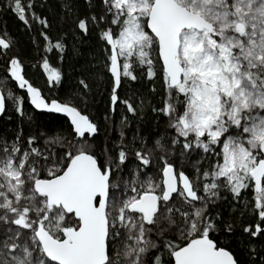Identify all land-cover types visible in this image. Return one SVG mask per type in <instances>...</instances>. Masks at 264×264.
Segmentation results:
<instances>
[{"label": "snow or ice", "instance_id": "6c2138e0", "mask_svg": "<svg viewBox=\"0 0 264 264\" xmlns=\"http://www.w3.org/2000/svg\"><path fill=\"white\" fill-rule=\"evenodd\" d=\"M60 8L68 26L54 39L36 0H0L29 30L40 26L38 51L61 60L77 51L69 40L96 30L104 59L91 75H107L114 135L97 141L100 124L84 110L93 95L86 69L67 99L47 97L26 78L16 38L0 31L2 79L26 91L0 92V114L7 99L31 120L27 98L68 121L26 141L22 128L0 136V264H264V0H89L85 12L61 0ZM40 67L49 90L63 84L47 55ZM138 74L162 86L151 123L143 100L124 99L132 118L115 116L118 89ZM222 192L235 202L227 215L215 210Z\"/></svg>", "mask_w": 264, "mask_h": 264}, {"label": "trees", "instance_id": "16d2710c", "mask_svg": "<svg viewBox=\"0 0 264 264\" xmlns=\"http://www.w3.org/2000/svg\"><path fill=\"white\" fill-rule=\"evenodd\" d=\"M61 0H36V11L42 15H46L50 20L52 27L48 29L49 36L58 38L62 31L66 30L68 26L66 22L60 19L62 10L60 8ZM96 2V0H93ZM45 6L40 7L41 4ZM77 6L81 12L88 10L89 0H76ZM39 25L33 24L31 30L24 25V23L16 17L11 10L0 9V31L7 29V31L16 38L19 43V51L22 58L25 61V74L34 86L41 88L43 94L47 97L55 98L57 96L67 99L77 88V77L81 75L79 71L81 68L86 69L83 73L88 78L89 83L93 90V95L90 97L87 107L84 109L94 121H98L100 124V133L97 136V141H103L107 136L114 135L112 132L111 119L105 120V112L110 108L109 96L110 85L107 75L103 79H95L91 74L102 70L94 67L98 62L103 61V43L99 40L96 30L94 29L83 41H68L69 47H75L76 52H69L63 60L59 58V54L56 50L45 54L41 47L40 51L32 42V37H35L38 41L43 42V37L39 34ZM47 55L50 64L53 67L59 68L63 73V84L58 85L55 88H51L46 83L47 76L43 69L40 67L41 58ZM76 69V74H72V70ZM5 66L3 62H0V84L3 85L2 90L7 97L8 91L16 92L20 95L26 96L24 89H19L15 81H4L3 75ZM155 83L156 90L152 91V83ZM118 95L120 102L116 106L115 116L119 119L120 115L125 114L132 118V114L127 112L126 106L122 103L124 99H128L134 106H139L140 101H144V110L147 114L148 122L151 123L154 114L151 112V106H159L162 99V86L160 80L152 78L150 82L146 74L140 76L135 82L125 80L121 87L118 89ZM150 102V103H149ZM24 109L26 113H31L32 119L29 120L27 115L21 117L15 112V108L11 101L6 99V112L0 116V136L13 137L17 134L20 128L23 129L22 141H26L29 135L39 136L41 133L46 132L50 135L62 132L67 129L68 121L65 116L54 113L35 110L30 101L25 98ZM135 120H133V126ZM165 123L161 120L159 128L154 130L162 131L165 127ZM131 135V133H129ZM42 143V141H41ZM192 160L198 159L193 156ZM190 169V165H189ZM222 197L227 199H221L217 202V209L222 211L225 215L231 211L232 204L235 203L231 200L230 195L227 192L221 193ZM240 205H237L239 207Z\"/></svg>", "mask_w": 264, "mask_h": 264}, {"label": "water", "instance_id": "95a60500", "mask_svg": "<svg viewBox=\"0 0 264 264\" xmlns=\"http://www.w3.org/2000/svg\"><path fill=\"white\" fill-rule=\"evenodd\" d=\"M0 92H3V90H2V88L0 87ZM4 94V93H3ZM33 108H34V106H32ZM36 110V109H35ZM37 111H45V112H49L48 110H37ZM57 114H60V113H57ZM3 115V113L2 114H0V116H2ZM60 115H63L64 116V114H60Z\"/></svg>", "mask_w": 264, "mask_h": 264}]
</instances>
